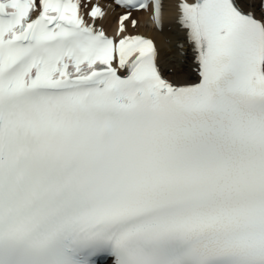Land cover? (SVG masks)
I'll return each instance as SVG.
<instances>
[{"label": "snow or ice", "instance_id": "obj_1", "mask_svg": "<svg viewBox=\"0 0 264 264\" xmlns=\"http://www.w3.org/2000/svg\"><path fill=\"white\" fill-rule=\"evenodd\" d=\"M0 264H264V0H0Z\"/></svg>", "mask_w": 264, "mask_h": 264}]
</instances>
